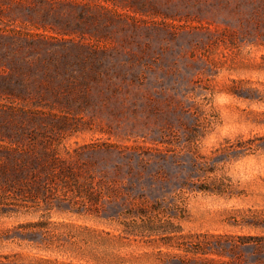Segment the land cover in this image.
<instances>
[{"label": "rangeland", "instance_id": "obj_1", "mask_svg": "<svg viewBox=\"0 0 264 264\" xmlns=\"http://www.w3.org/2000/svg\"><path fill=\"white\" fill-rule=\"evenodd\" d=\"M0 264H264V0H0Z\"/></svg>", "mask_w": 264, "mask_h": 264}, {"label": "trees", "instance_id": "obj_2", "mask_svg": "<svg viewBox=\"0 0 264 264\" xmlns=\"http://www.w3.org/2000/svg\"><path fill=\"white\" fill-rule=\"evenodd\" d=\"M258 241H259V243H260L261 240H258ZM258 245H260V244H258Z\"/></svg>", "mask_w": 264, "mask_h": 264}]
</instances>
